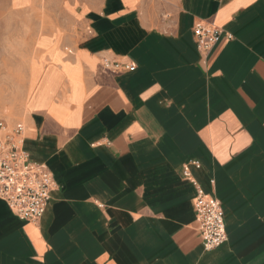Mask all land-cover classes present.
<instances>
[{"label":"crops","instance_id":"obj_1","mask_svg":"<svg viewBox=\"0 0 264 264\" xmlns=\"http://www.w3.org/2000/svg\"><path fill=\"white\" fill-rule=\"evenodd\" d=\"M38 3L0 0V40L9 17ZM78 10L77 40L47 32L33 76L30 62L23 147L55 187L38 220L0 198V264H264V0H82ZM199 22L232 38L203 54ZM190 160L224 212L227 240L208 251Z\"/></svg>","mask_w":264,"mask_h":264},{"label":"built area","instance_id":"obj_2","mask_svg":"<svg viewBox=\"0 0 264 264\" xmlns=\"http://www.w3.org/2000/svg\"><path fill=\"white\" fill-rule=\"evenodd\" d=\"M193 36L199 52L207 54L224 37L232 35L211 23H196ZM112 70L133 71L135 65L103 60ZM25 126L18 121L11 123L0 118V198L11 211L23 220H38L44 214L55 187L53 175L45 163L30 160L24 150ZM199 162L190 160L183 166V174L195 188L194 207L203 249L208 251L227 240L224 212L221 202L209 196L191 175L190 168H198Z\"/></svg>","mask_w":264,"mask_h":264},{"label":"rangeland","instance_id":"obj_3","mask_svg":"<svg viewBox=\"0 0 264 264\" xmlns=\"http://www.w3.org/2000/svg\"><path fill=\"white\" fill-rule=\"evenodd\" d=\"M81 3L82 0H39L36 7L20 13L21 16L17 14L16 22L14 17L7 19L5 39L0 40L4 51L0 59L5 67L0 70V118L11 123L23 122L20 107L29 98L32 86L35 90L33 78L30 79V62L33 76L36 67L31 59L39 53L38 46L46 42L40 37L52 32L55 42L70 47L81 30L78 10ZM51 59L60 61L55 44Z\"/></svg>","mask_w":264,"mask_h":264}]
</instances>
